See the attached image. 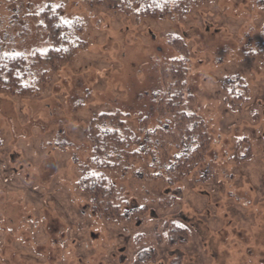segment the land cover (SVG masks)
I'll return each instance as SVG.
<instances>
[{
    "label": "rangeland",
    "instance_id": "rangeland-1",
    "mask_svg": "<svg viewBox=\"0 0 264 264\" xmlns=\"http://www.w3.org/2000/svg\"><path fill=\"white\" fill-rule=\"evenodd\" d=\"M50 1L64 5L65 20L84 16L87 43L58 69L43 65L25 78L35 92L0 90V264H264V0H214L157 20ZM36 24L0 0L8 50L45 52L48 34ZM169 33L184 37L185 51L167 42ZM179 56L189 59L191 107L217 142L214 172L198 179L204 163L176 186L142 182L173 195L168 208L151 207L146 223L102 218L76 184L91 150L87 125L120 112L132 127H158L160 67ZM236 75L251 96L240 110L222 89ZM236 146L241 156L251 148V160H228ZM164 217L189 223L190 245H163L154 224Z\"/></svg>",
    "mask_w": 264,
    "mask_h": 264
},
{
    "label": "trees",
    "instance_id": "trees-1",
    "mask_svg": "<svg viewBox=\"0 0 264 264\" xmlns=\"http://www.w3.org/2000/svg\"><path fill=\"white\" fill-rule=\"evenodd\" d=\"M4 1L15 2L16 15L30 22L36 21V25L48 34L49 48L43 53L34 51L31 56L8 50L0 34V90L17 96L33 93L34 86L23 80L38 73V68L43 65L58 69L84 47L87 42L82 34L86 19L76 16L65 20L64 5H54L50 0H43L41 7L38 6L40 0ZM85 1L95 8L157 20L175 14L179 17L187 15L191 8L214 0ZM184 40L177 33L167 35V42L182 51L187 48ZM189 65L188 58L179 56L168 67H160L162 94L157 102V110L162 122L158 127L149 128L145 120L132 127L120 112L112 115L103 113L88 123L91 150L88 161L78 166L76 184L100 217L127 225L146 223L151 207L168 208L173 195H155L142 182L150 184L159 181L176 186L204 163L206 172L200 173L198 179L206 182L214 172V163L219 158L213 150L217 142L214 143L206 118L191 107L195 94L188 88ZM44 79L42 76L40 81L44 82ZM222 89L230 108L240 110L251 97L248 84L240 75H236L232 81L226 79ZM251 150L248 147L241 156L236 146L226 158L233 164L238 161L244 163L251 160ZM210 153L214 154L213 157ZM164 218H159L154 224L164 231V234H157L163 245L169 248L190 245L192 231L189 223L181 218ZM173 235L175 239H172Z\"/></svg>",
    "mask_w": 264,
    "mask_h": 264
}]
</instances>
